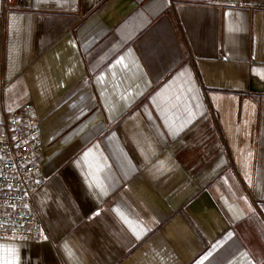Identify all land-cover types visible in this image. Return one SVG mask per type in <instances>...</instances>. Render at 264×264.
I'll return each instance as SVG.
<instances>
[{
    "label": "crops",
    "instance_id": "obj_1",
    "mask_svg": "<svg viewBox=\"0 0 264 264\" xmlns=\"http://www.w3.org/2000/svg\"><path fill=\"white\" fill-rule=\"evenodd\" d=\"M26 104L46 232L0 264H264V0H0Z\"/></svg>",
    "mask_w": 264,
    "mask_h": 264
},
{
    "label": "built area",
    "instance_id": "obj_2",
    "mask_svg": "<svg viewBox=\"0 0 264 264\" xmlns=\"http://www.w3.org/2000/svg\"><path fill=\"white\" fill-rule=\"evenodd\" d=\"M44 147L31 104L9 112L0 122V238L44 237L46 224L34 200L35 193L45 184L38 160Z\"/></svg>",
    "mask_w": 264,
    "mask_h": 264
}]
</instances>
